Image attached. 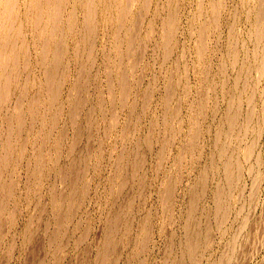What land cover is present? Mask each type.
<instances>
[{
	"label": "rangeland",
	"instance_id": "obj_1",
	"mask_svg": "<svg viewBox=\"0 0 264 264\" xmlns=\"http://www.w3.org/2000/svg\"><path fill=\"white\" fill-rule=\"evenodd\" d=\"M87 2L0 0V264H264V0Z\"/></svg>",
	"mask_w": 264,
	"mask_h": 264
},
{
	"label": "bare ground",
	"instance_id": "obj_2",
	"mask_svg": "<svg viewBox=\"0 0 264 264\" xmlns=\"http://www.w3.org/2000/svg\"><path fill=\"white\" fill-rule=\"evenodd\" d=\"M3 1H4V0H3ZM13 1H14V0H13ZM16 1H17V0H16ZM38 1H39V0H38ZM8 2H9V1H8ZM8 2H7V3H8ZM34 2H35V1H34ZM46 2H47V1H46ZM53 2H54V1H53ZM86 2H87V0H86ZM5 3H6V2H5ZM5 3H3V4H5ZM10 3H12V2L10 1ZM30 3H31V2H30ZM32 3H33V1H32ZM87 3H88V2H87ZM8 4H9V3H8ZM13 4H16V3H13ZM13 4H12V5H13ZM38 4H39V3H38ZM50 4H51V3H50ZM12 5H10V6H12ZM31 5H32V4H31ZM47 5H48V4H47ZM52 5H53V4H52ZM87 5H89V3H88ZM13 6H14V5H13ZM33 6H34V5H33ZM50 6H51V5H50ZM4 7H5V6H4ZM46 7H47V6H46ZM48 7H49V6H48ZM53 7H54V6H53ZM53 7H51V8H53ZM8 8H9V6H8ZM11 8H13V7H11ZM39 8H40V7H39ZM54 8H55V7H54ZM3 9H4V8H3ZM48 9H49V8H48ZM56 9H57V8H56ZM12 10H14V8H13ZM51 10H52V11H58V10H55V9H50V11H51ZM10 11H11V10L9 9L8 15L10 14ZM29 11H31V10H29ZM32 11H33V10H32ZM50 11H49V12H50ZM4 13H5V12H4ZM31 13H32V12H31ZM0 14L2 15V12H1ZM39 14H41L40 11H39ZM48 14H51V13H48ZM52 14H53V13H52ZM54 14H55V13H54ZM54 14H53V15H54ZM56 14H57V13H56ZM1 15H0V16H1ZM51 16H52V15H51ZM54 16H55V15H54ZM1 17H2V16H1ZM39 17H41V16H39ZM52 17H53V16H52ZM56 17H57V18H56ZM7 18H8V16H7ZM11 18H12V16H11ZM55 18L58 19V16H55ZM55 18H54V20H55V24H56V19H55ZM0 19H1V18H0ZM41 19H42V18H41ZM49 19H51V18H49ZM1 20H2V19H1ZM8 20H9V19H8ZM37 20H39L38 17H37ZM51 20H52V19H51ZM51 20H50V21H51ZM54 20H52V24H53V21H54ZM6 21H7V20H6ZM34 21H35V20H34ZM41 21H43V20H41ZM36 22H37V21H36ZM4 23H6V22L4 21ZM38 23H39V22H38ZM55 24H53V26H54ZM5 25H6V24H5ZM8 25H10V24H8ZM41 25H42V24H41ZM0 26H1V25H0ZM33 26H34V24L32 25V28H33ZM38 26H39V25H38ZM54 28H56V26H54ZM54 28H53V29H54ZM41 29H42V28H41ZM44 29H45V28H44ZM3 30H4V28H3ZM38 30H39V29H38ZM45 30H47V29H45ZM51 31H52V30H51ZM39 32H41V31H39ZM42 32H43V31H42ZM1 33H2V31H1ZM4 34H5V33H4ZM4 34H3V35H4ZM43 34H44V32L42 33V35H43ZM54 34H55V32H54ZM54 34H52V35H54ZM8 35H9V34H7L6 36L8 37ZM42 35H41V37H42ZM0 36H1V34H0ZM9 37H10V36H9ZM38 37H39V35H38ZM3 38H4V37H3ZM5 38H6V37H5ZM11 38H12V37H11ZM0 39H1V38H0ZM9 39H10V38H9ZM42 40H43V39H42ZM0 41H1V40H0ZM6 41H7V39H6ZM6 41H5V42H6ZM44 41H45V40H44ZM38 42H39V40H38ZM41 42L43 43V41H41ZM41 42H40V43H41ZM6 43H8V42H6ZM6 43H4V44L6 45ZM45 43H46V41H45ZM9 44H10L11 46H12V44H13L12 47L14 48V42L12 43V41H11V43H9ZM9 44H8V45H9ZM43 45H44V44H43ZM44 46H45V45H44ZM44 46H43V47H44ZM1 47H2V44H1L0 48H1ZM6 47H7V46H6ZM43 47H42L43 50L41 49L42 53L44 52V49L47 48V47H44V48H43ZM2 48H3V47H2ZM5 49L7 50V48H5ZM14 49H15V48H14ZM56 49H57V48H56ZM56 49H55V50H56ZM0 50H1V49H0ZM2 50H3V49H2ZM56 51H58V50H56ZM3 53H4V55H5V52H3ZM51 53H52V52H51ZM55 53H56V52H55ZM44 54H46V52H45ZM44 54H43V55H44ZM0 55H1V54H0ZM4 55H3V56H4ZM54 55H55V54H54ZM46 56H47V55H46ZM55 56H56V55H55ZM42 57L44 58L45 55L42 56ZM5 58H6V57H5ZM45 58L47 59V57H45ZM7 59H8V58H7ZM53 59H54V57H53ZM2 60H3V59H2ZM56 60H57V59H55V61H56ZM3 61H4V60H3ZM43 61H44V60H43ZM0 62H1V61H0ZM4 62H5V64H6L8 61L6 60V61H4ZM4 62H1V63H4ZM53 62H54V61H53ZM56 62H57V61H56ZM3 65H4V64H3ZM7 65H8V63H7ZM7 65H6L5 67H7ZM54 65H55V63H54ZM0 66H1V65H0ZM2 69H3V68H2ZM5 69H6V68L3 69V70H4L3 73L6 72ZM50 77H51V76L49 75V78H50ZM49 78H48V79H49ZM50 82H51V81H50ZM53 99H54V98H53Z\"/></svg>",
	"mask_w": 264,
	"mask_h": 264
}]
</instances>
